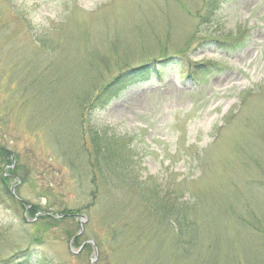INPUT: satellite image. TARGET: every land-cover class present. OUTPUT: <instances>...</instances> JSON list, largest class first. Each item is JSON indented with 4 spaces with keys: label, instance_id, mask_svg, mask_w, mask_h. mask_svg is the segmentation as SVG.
<instances>
[{
    "label": "rangeland",
    "instance_id": "1",
    "mask_svg": "<svg viewBox=\"0 0 264 264\" xmlns=\"http://www.w3.org/2000/svg\"><path fill=\"white\" fill-rule=\"evenodd\" d=\"M27 255L264 264V0H0V264Z\"/></svg>",
    "mask_w": 264,
    "mask_h": 264
},
{
    "label": "trees",
    "instance_id": "2",
    "mask_svg": "<svg viewBox=\"0 0 264 264\" xmlns=\"http://www.w3.org/2000/svg\"><path fill=\"white\" fill-rule=\"evenodd\" d=\"M161 60L159 61H155V62H151V63H148L146 64L145 66L139 68V69H136V70H131L129 72H126L125 74H121L119 76H117L111 83H109L105 89H104V92L99 96V98L105 94H108V93H113V89H115L116 85L117 84H121L122 82L124 81H127V80H133V81H149L150 79H154V80H162V77H163V74H165L164 72L167 70V65L165 62H160ZM139 78V79H138ZM98 98V99H99ZM98 155L99 152H97ZM101 157V156H99ZM104 159V158H103ZM100 162V161H99ZM105 167H108L109 169L106 170L108 172H111L110 174H112L113 176H117L118 172L114 169H111L110 167V162L109 160L106 158L105 159ZM95 161L94 160H90V165H91V168L93 169V167H95ZM99 166V165H98ZM116 167V166H114ZM99 167H97V171H98ZM94 171V170H93ZM95 173V171H94ZM95 175L97 176V174L95 173ZM105 180V179H104ZM106 182V181H105ZM92 184H94V179L92 180ZM65 218L67 217V215H63ZM72 216V215H71ZM90 244V243H89ZM88 244V245H89ZM85 249L87 248V245L84 247ZM31 256H26L24 259H22L20 262H12V260L10 261H7L5 263H2V264H31ZM38 264H52L48 261H37Z\"/></svg>",
    "mask_w": 264,
    "mask_h": 264
},
{
    "label": "water",
    "instance_id": "3",
    "mask_svg": "<svg viewBox=\"0 0 264 264\" xmlns=\"http://www.w3.org/2000/svg\"><path fill=\"white\" fill-rule=\"evenodd\" d=\"M82 219H84V220H86V218H82ZM90 244H93L92 242H89ZM96 259H97V253H96V250H95V259H94V261L93 262H95L96 261Z\"/></svg>",
    "mask_w": 264,
    "mask_h": 264
}]
</instances>
